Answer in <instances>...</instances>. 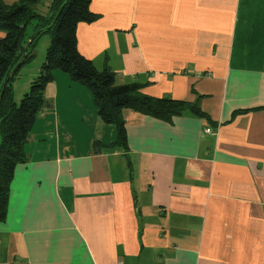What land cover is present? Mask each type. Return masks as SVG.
<instances>
[{
	"label": "crops",
	"instance_id": "1",
	"mask_svg": "<svg viewBox=\"0 0 264 264\" xmlns=\"http://www.w3.org/2000/svg\"><path fill=\"white\" fill-rule=\"evenodd\" d=\"M90 9L99 17L78 25L82 55L117 84L198 103L210 120L125 108L128 148L95 152L116 127L87 86L56 70L51 107L15 168L0 264H264V0H91ZM42 62L35 53L20 69L17 101Z\"/></svg>",
	"mask_w": 264,
	"mask_h": 264
},
{
	"label": "trees",
	"instance_id": "2",
	"mask_svg": "<svg viewBox=\"0 0 264 264\" xmlns=\"http://www.w3.org/2000/svg\"><path fill=\"white\" fill-rule=\"evenodd\" d=\"M66 1L52 0L45 14L37 9L40 0H16L11 4L0 0V30L5 32V36L0 39V93L30 40L41 31L31 43L24 63L10 79L0 100V222L7 217L15 168L27 161L25 145L31 128L39 113L51 107L45 91L53 82L56 70L67 73L73 81L87 86L101 119L116 127V140L109 145L94 142L95 152H100L105 146L128 148L126 122L122 113L125 108L165 121H171L174 116L186 111L210 120L209 114L198 103L144 94L140 83L117 84L115 72L108 66L97 68L91 59L80 53L77 28L80 23L96 21L99 15L90 9L91 0ZM44 34L50 36L45 59L28 91L17 101L13 82L20 69L35 57L36 43Z\"/></svg>",
	"mask_w": 264,
	"mask_h": 264
},
{
	"label": "rangeland",
	"instance_id": "3",
	"mask_svg": "<svg viewBox=\"0 0 264 264\" xmlns=\"http://www.w3.org/2000/svg\"><path fill=\"white\" fill-rule=\"evenodd\" d=\"M44 7H47V0H40L37 8L39 11H41V8L44 9ZM50 43V36L48 34H44L41 36V38L37 41L36 47H35V53H36V58L38 60L44 61L45 55H46V50L47 47ZM25 76L22 77L21 80H24ZM19 101V100H18Z\"/></svg>",
	"mask_w": 264,
	"mask_h": 264
},
{
	"label": "water",
	"instance_id": "4",
	"mask_svg": "<svg viewBox=\"0 0 264 264\" xmlns=\"http://www.w3.org/2000/svg\"><path fill=\"white\" fill-rule=\"evenodd\" d=\"M67 1H68V0H67ZM67 1H66V2H67ZM66 2H65V4H66ZM65 4L61 7V9H60V11L58 12V14H57L55 20L58 19L59 15H60V13H61V11H62V9H63L64 6H65ZM40 33H41V31L37 32L36 35L34 36V38H35L36 36H38ZM34 38H32V39L30 40L29 44L27 45L26 50L24 51V53H23V55H22L21 60L18 62V64L15 66V68L12 70V72L9 74V76H8L7 79H6V81L4 82L3 88H2L1 93H0V100H1V98H2V96H3V94H4V92H5V89L7 88V85H8V83H9L10 79L12 78V76H14V74L17 72V70H18V69L21 67V65L24 63L25 58H26V55H27V51H28V49H29L31 43L33 42Z\"/></svg>",
	"mask_w": 264,
	"mask_h": 264
},
{
	"label": "built area",
	"instance_id": "5",
	"mask_svg": "<svg viewBox=\"0 0 264 264\" xmlns=\"http://www.w3.org/2000/svg\"><path fill=\"white\" fill-rule=\"evenodd\" d=\"M205 132H207V133H212V132H213V129H212V128H206V129H205Z\"/></svg>",
	"mask_w": 264,
	"mask_h": 264
}]
</instances>
